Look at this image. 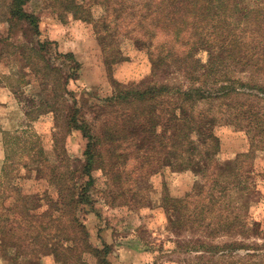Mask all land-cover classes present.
I'll use <instances>...</instances> for the list:
<instances>
[{
  "label": "trees",
  "instance_id": "1",
  "mask_svg": "<svg viewBox=\"0 0 264 264\" xmlns=\"http://www.w3.org/2000/svg\"><path fill=\"white\" fill-rule=\"evenodd\" d=\"M28 1L12 0L8 11L12 15L9 22L14 18L18 22L27 21L32 28L30 30L37 33V18L23 10ZM97 2L104 6L106 13L116 16L118 5H124L123 11L135 15H128L129 24H134L140 34L148 33L147 41L138 37L136 40L146 47L154 72L170 67L179 68L184 73L188 71L189 84L185 89L179 87L175 90L172 86L153 81L132 88L116 84L113 94L96 106L98 111L92 116V125L80 114L81 109L76 102H73L72 107L66 106L69 80L60 79L63 70L53 66L43 55L44 43L38 41V47L19 45V48L28 52V55L22 56L37 82L53 93L52 97L34 103L35 106L28 111L27 116L30 117L32 113L51 114L55 126L52 135L54 139L57 123L61 117L66 119L67 116V125L71 126V131H79L87 140L80 171L85 181L80 187L76 184V178H64L66 173L59 174L53 182L52 178L57 175L51 173L49 165L35 154L31 155L34 157L31 160L37 159L40 162L35 172L40 174L45 171L42 178L53 186L57 184L61 187L64 179L68 192L65 195L59 189L56 199L48 197V208L39 216L40 222L46 229L54 228L63 235L60 239L66 240L67 246L59 245L60 254L72 264H112L108 260L110 245L103 241L100 244L94 243L86 224L79 218L80 202L89 201L87 194L100 181L102 191L112 199L108 203H114L116 198H120L124 200L122 205L140 207L146 201L141 195L144 190L135 187L140 181L147 182L158 171L169 167L175 171L204 174L206 186L196 190L198 202L193 203L192 214L185 217L186 221L178 214L176 220L169 217L168 226L178 230L189 227L191 231L210 238L235 235L243 226L240 217L227 215L223 208L216 206H232L244 201L243 190L236 185L240 181L237 173L240 167L233 166L229 169L231 171L221 172L223 170L216 158L220 143L213 127L223 123L242 129L249 143L243 157H249L251 161L256 151H264V104L261 103L264 102V85L255 82L260 77L264 78V0ZM56 4L59 9H52L54 13L61 11V15H58L61 21L64 20L62 16L86 20L85 6L76 0H56ZM159 35L163 38L157 40ZM201 49L208 52L205 64L194 58ZM45 73L49 76V84L48 79L41 77ZM10 75L13 78L15 71H10ZM15 82L14 85L8 83V87H20L24 79L19 76ZM61 85L62 93L58 94ZM169 95H175L174 105L166 101ZM65 109L68 111L66 116L63 113ZM100 116L103 119L98 124ZM30 137L38 138V135L30 129L5 135L6 164L3 174L10 167L14 146H23V151L29 155L34 150L31 147L28 151L27 148V144L31 146L33 143ZM39 152L40 155L45 154L43 147H40ZM69 168L72 169L68 165L67 172L74 175L75 171H69ZM215 169H219V172L215 173ZM21 197L26 201L25 210L16 208L21 200L12 209L18 210L25 217L26 211L32 213L35 208H28L31 201L29 196L22 194ZM162 200L165 206L171 202L173 212L177 213H181V207L184 208L186 203V199L163 197ZM4 212H8V208L2 209L0 214V234L5 240L8 217L2 214ZM49 243L47 241L45 245ZM55 245L53 243L52 247ZM225 248H229V245ZM0 249L3 255L10 253L4 246H0ZM187 249L190 251V248ZM194 249L209 253L212 247L201 241ZM229 263L241 264L232 260L213 261L212 264Z\"/></svg>",
  "mask_w": 264,
  "mask_h": 264
},
{
  "label": "rangeland",
  "instance_id": "2",
  "mask_svg": "<svg viewBox=\"0 0 264 264\" xmlns=\"http://www.w3.org/2000/svg\"><path fill=\"white\" fill-rule=\"evenodd\" d=\"M76 1L85 6L86 20L62 16L64 20L61 21L58 17L61 11L53 12V9L56 11L59 9L56 0H29L23 6V10L37 18L39 29L35 33L30 30L32 28L28 26L27 21L18 22L17 18H14L10 23L12 15L8 11L12 0H0V126H8L11 115L16 113L14 109L6 108L5 101L20 102V110L24 115L33 105L35 106L34 103L53 96L52 92L37 82L34 73L27 67L22 55H28V52L24 51V48H19L22 44L38 47L39 42L44 43L43 55L53 66L63 70L60 79L69 80L66 106L72 107L73 102H76L77 107L81 109L80 114L92 125L94 124L92 116L98 111L96 106L101 104V100L113 94L116 84L132 88L153 81L172 86L174 90L188 87L186 74L188 71L184 73L179 68L170 67L154 72L146 47L136 40L138 37L147 41L148 33L140 34L139 30H135L134 24H129L128 15L131 17L135 15L123 11L124 5H118L116 16L106 13L104 6L97 0ZM159 36L157 40L163 38ZM194 58L205 64L208 52L201 49L196 52ZM12 70L15 71L13 78L12 74L10 75ZM46 74H41V77L48 79L49 84L50 79ZM19 76L23 77L24 84L10 88L13 94L7 96L10 94L4 93L3 89L9 86L8 83L16 84L15 79ZM255 82L264 85V78L260 77ZM61 89L63 85L58 88V94L62 93ZM166 101L174 105L175 95H169ZM94 107L96 110H93ZM63 113L66 116L68 111L65 109ZM35 115L38 116L33 118ZM47 116L46 113H32L28 120L31 121V118L32 121L46 120L44 118ZM102 119L100 116L97 123L99 124ZM68 121L67 116L66 119L60 118L55 139L52 136L55 128L51 133L47 121L33 126V130L40 136L30 137L33 143L31 146L27 144V148L28 151L31 147L34 150H31L29 155L23 151V146H14L10 167L3 176L0 172V179L3 177L2 181L0 180V214L2 209L8 208V212L2 213L8 217V230L5 240L0 234V246L10 251L8 255H3L4 252L0 249V264H72L60 254L59 245L67 246V241L60 239L63 235L54 228L43 227L44 224L40 222L39 217L48 208L49 196L56 199V192L59 189L65 195L68 194L64 179L61 187L49 184L41 176L45 171L40 174L35 172L40 162L37 159L31 160L34 158L31 155L35 154L43 163L48 164L51 173L57 175L52 178L53 182L59 174L66 173L64 178H76L77 186L83 185L85 178L80 176V171L87 140L79 131H71V126L67 125ZM27 123L28 121L23 118L21 125ZM213 131L220 143L216 158L223 170L221 172L231 171L229 169L233 166L236 168L239 166L237 173L240 181L236 185L241 186L244 194L242 202H236L232 206L226 204L216 207L223 208L227 215H238L243 223L240 230L233 236L221 235L210 238L191 231L189 227L178 230L168 226L170 218L176 220L180 214L186 221L185 217L192 214L191 207L193 203L198 202L196 190L206 186L204 174L175 171L169 167L161 169L147 182L140 181L135 187L140 191L144 190L141 195L146 201L140 207L122 205L124 200L120 198H116L114 203H108L112 199L102 191V182L97 181L87 194L90 197L89 201L80 202L78 206L79 218L86 224L90 237L96 244L102 242L100 232L105 227L110 229L104 232V237L110 243L111 252L108 260L112 264H121L120 245L123 241L130 244L125 255L126 260L129 253L134 256L132 264H140L135 256L140 255L143 248H147L149 254L146 252L141 264L145 260L147 261L144 264L151 261H155V264H212L213 261L230 260L241 264L264 263V151H256L251 161V158L243 157L249 143L242 129L219 123L213 127ZM40 147H43L44 155H40ZM68 165L75 171L74 175L67 172ZM72 169L69 168V171ZM218 170L215 169V173H218ZM22 194L31 198L28 208H35L33 214L26 211L25 217L18 210L12 209L18 200H21L16 208L25 210L26 201L21 199ZM163 197L186 199L184 208L181 207V213L173 212L174 206L171 202L165 206ZM53 208L55 210L56 207ZM47 241L50 243L45 245ZM201 241L212 247L209 253L202 249H194ZM51 243L56 245L52 247ZM226 245H229V248H225ZM187 248H190V251Z\"/></svg>",
  "mask_w": 264,
  "mask_h": 264
},
{
  "label": "crops",
  "instance_id": "3",
  "mask_svg": "<svg viewBox=\"0 0 264 264\" xmlns=\"http://www.w3.org/2000/svg\"><path fill=\"white\" fill-rule=\"evenodd\" d=\"M3 90H4V93L10 94L7 96H12L13 92L9 87H5ZM10 99L12 100V98H10ZM0 100H1V98H0ZM5 104H6V108L10 107V109H14L16 111V113L11 115V118L9 120L10 123L8 126H0V172H1L2 176H3L5 164H6V150H5V146H4V137L6 134H8V133L12 134L15 132H20V131L25 130V129H30L36 135L40 136L39 133H37L35 130H33L34 129L33 126L35 127L36 124H40L43 121H47L46 124L48 123L50 125V132L51 133H53V131H54V122H53L51 114H48V116L46 118H44L46 120L36 119V120L30 121V119L28 120V116H27L28 111L24 113L25 116L22 114V111L20 110V105H21L20 102L16 103V102H11L10 100H7V101H5ZM23 118H24V120L28 121L27 125H21ZM2 179H3V177H1L0 180L2 181ZM106 230H110V229L108 227H105L104 230H102L100 232V235H101L100 238L102 239L101 241H103L104 243L109 245L110 243L104 237L105 236L104 232ZM111 233H112V231H111ZM127 242L128 241H123V242H121V245H120V246H122V249H120V251H121L120 253L122 256L120 259L121 264H132V262H134V256L131 255L130 253H129V256L126 260L125 252L127 251V249H129L128 245H130ZM146 249L147 248H143L141 250L140 255L137 254V256H135L136 260L140 264H141V261L145 259L146 252H148V251H146ZM148 254H149V252H148ZM145 261H147V260H145ZM145 261H144V263H145ZM144 263H142V264H144ZM149 264H155V261H153V262L151 261V263H149Z\"/></svg>",
  "mask_w": 264,
  "mask_h": 264
}]
</instances>
